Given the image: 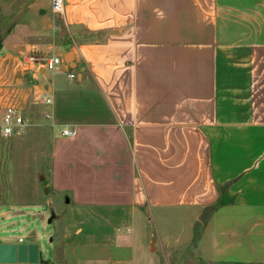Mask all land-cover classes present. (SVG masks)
<instances>
[{"label":"crops","instance_id":"crops-1","mask_svg":"<svg viewBox=\"0 0 264 264\" xmlns=\"http://www.w3.org/2000/svg\"><path fill=\"white\" fill-rule=\"evenodd\" d=\"M63 2L0 0V113L28 119L0 135L14 183L0 219L65 198L52 261L37 231L1 234L0 254L37 244L40 263L60 248L71 264L131 247L149 210L176 207L201 228L160 244L170 264H264V0ZM51 55L61 70L38 63Z\"/></svg>","mask_w":264,"mask_h":264},{"label":"rangeland","instance_id":"rangeland-1","mask_svg":"<svg viewBox=\"0 0 264 264\" xmlns=\"http://www.w3.org/2000/svg\"><path fill=\"white\" fill-rule=\"evenodd\" d=\"M13 185L10 145L7 141H0V203L7 202L11 199ZM44 185H47L46 181L44 183L39 181L40 190ZM59 202L60 204L53 202L52 206L46 203H42L39 206H27L22 208L24 212L19 215L0 219V235L5 234L16 240L21 236L24 241H27L31 237L32 231H37L41 234L39 239L41 247L40 260L45 262L52 261L54 259V249L51 237L53 235L55 220L49 221L48 219L52 213L54 218L55 212H61L65 198L59 197ZM50 207L55 211L51 212L49 210ZM203 217L204 215H202ZM191 218L192 211L187 208L173 207L149 210L141 218L138 233L135 234L131 247L125 249L114 248L111 251L87 250V254L78 252L81 254H73L71 256V264H92L96 256H99L100 259V262H96L97 264H107L104 261V257L108 256H118L124 259L126 264H170L169 258L171 254L169 248L163 247L160 244L176 246L179 250L181 236L187 233L198 235L201 228L200 222L194 221L192 223L194 226L191 228ZM151 238L154 239L151 240L150 246ZM156 246L157 249L155 250ZM150 247L152 251H150ZM55 258L54 264H64V258L61 255L60 248L57 250Z\"/></svg>","mask_w":264,"mask_h":264},{"label":"built area","instance_id":"built-area-1","mask_svg":"<svg viewBox=\"0 0 264 264\" xmlns=\"http://www.w3.org/2000/svg\"><path fill=\"white\" fill-rule=\"evenodd\" d=\"M63 0H51V11L54 14L62 15L63 13ZM30 60H35L34 57L30 56ZM65 61L61 56L51 55L44 57L40 62L45 68L50 71L56 72L61 70L62 65ZM66 75L73 78L75 74L73 72H67ZM43 101L45 103H51V98L47 95H43ZM45 117H50L49 112L44 113ZM28 124V119L23 114L22 110L16 106L9 105L6 106L0 113V135L5 137H10L15 134H23L26 130ZM75 128L63 127L61 133L65 136H73L75 134Z\"/></svg>","mask_w":264,"mask_h":264},{"label":"water","instance_id":"water-1","mask_svg":"<svg viewBox=\"0 0 264 264\" xmlns=\"http://www.w3.org/2000/svg\"><path fill=\"white\" fill-rule=\"evenodd\" d=\"M70 54V53H69ZM69 61V55L66 57ZM50 221V219H49ZM27 246L20 244L9 256L0 254V264H45L39 262L38 245L30 244L29 253H26Z\"/></svg>","mask_w":264,"mask_h":264}]
</instances>
